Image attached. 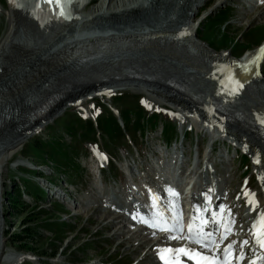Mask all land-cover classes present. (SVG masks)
<instances>
[{"label":"rangeland","instance_id":"374dc122","mask_svg":"<svg viewBox=\"0 0 264 264\" xmlns=\"http://www.w3.org/2000/svg\"><path fill=\"white\" fill-rule=\"evenodd\" d=\"M92 1L94 3L96 0ZM99 1L101 0H98V2ZM137 1L139 2L140 0ZM253 2L254 4L259 3V0H254ZM93 3L91 5H95ZM149 3L150 4L148 5H154L156 6V8L152 11L150 10L142 12L140 14H138V12L136 11H127V14L124 15H116L115 17L111 15L106 20L99 22L98 27L100 28L92 29L89 31V33H95L108 29H113V31L115 29L121 30V28L122 30L120 32L132 30L131 25L134 26V24H146L148 21L156 17L157 14L162 13V9H165L168 6L165 2L158 3L157 1H149ZM26 5L27 8H29V10H27H31V13H34L30 0H27ZM91 5H85L83 6L84 8H81L79 11V15L81 13L82 14L80 15V17H78V19L83 21H81V23H83V26L90 24L91 18L89 17L88 12L92 7ZM244 5H248L247 1L225 0L221 2V0H205V2H203V4L197 8L195 14L191 18L196 26V30L192 32V35L194 34L195 36L196 34L204 41H207L209 45L215 48H228L230 49V53L234 55H236L235 53L237 50L240 51L243 45H245V47H247V49L249 50L253 49V46L258 41L257 35L261 30L264 29V12H262L264 10V7H253V10H247L245 9ZM20 10H18L19 12L18 15L16 14V16H19V20L17 21L20 22L21 25L23 24L22 20L27 16L28 11L25 9L24 11L20 12ZM7 11L8 8L6 7L5 0H0V38L3 37L5 31L7 30ZM222 11L226 12L222 16L225 17V19L219 16L217 17L218 12ZM24 12L26 13L25 15H23ZM20 13L21 15H19ZM48 16L49 15L45 14V12L41 10L39 20H42L44 17L48 18ZM63 19L65 20V18ZM39 20L32 21V25L35 24L33 26L36 31H34L33 29L31 31V28L29 30V27L27 28V26L22 27L24 35L28 36V38L26 36V41L30 38H33L32 36H34V38H38L34 40L35 43L33 44L37 45L39 47V50L40 48L44 49L45 47H50L49 45L52 42L54 43L58 41L70 40L73 31H67L65 36L66 38H62V35L65 30L70 27L71 23L67 24L68 22L66 23L63 20V23L60 25L65 27L63 29L58 28V32L50 33L53 27L49 25L48 22L40 24ZM209 20L217 24H206L207 22H209ZM102 23H104L105 25H101ZM127 26L128 28H126ZM125 28L126 30H123ZM187 35H189L190 37L192 36L190 34ZM184 42L186 43V41ZM196 43L200 45V43ZM139 44L141 43L132 45V49H128L133 51L132 54H134L135 56L138 55V51H141L143 49L149 51L150 56H152L151 58H157V55H163L161 58L172 57L170 60H175V58H173V55H168L169 53L164 46H160L156 50L153 48L148 49L144 47L142 45L143 43L141 44L142 47L141 45L139 47ZM201 44L202 45L200 46L205 45V43ZM88 46L95 45L90 44ZM88 46H84L82 43V48L73 49V53L76 51L80 53L81 49ZM96 46L101 48V46L99 45ZM9 48L7 54H3L2 56V59L7 62V56L10 55L8 53H12L14 50L11 47ZM113 49L117 50L116 47H113ZM99 52L100 51H94L88 53L87 55H82H97ZM216 52L219 53L221 51ZM15 53L17 54V52ZM32 53H34V55L31 57L30 54ZM32 53L20 54L16 58L17 63L15 62V65L9 66V64L7 63V69L4 71L0 70V99H3L1 100L3 102H9L8 108H10V105L12 103H17V101H20L19 97L23 94V92L27 90L29 91L31 89V93L35 91L34 88L39 86L37 85V83L34 84L35 86H32L31 82H26V78H24V75L21 74L22 72H18L20 71L18 67H20V69L25 67L28 71H34V69H38V74L36 75L37 80L45 83L49 82L48 80H52L53 82V79L45 77V70L48 68L49 73L52 70V68L47 67L48 65H50V63H48V60H40L39 53H37V51H34ZM201 54L203 55V53H199V55ZM76 56L81 55H72V57ZM190 59L192 60V58ZM9 61L11 60L9 59ZM202 64L203 63H201V65ZM96 70L99 72H103L105 69ZM94 71L95 69L91 70V72ZM172 73L177 76L176 71L174 72V70H172ZM193 73H195L199 79L207 82V76L203 75L200 71L197 70V68L194 69ZM261 80L264 85V79L261 78ZM162 82H166V80H163ZM23 84L29 89L26 90V88L23 87ZM31 87L34 90H32ZM120 91L127 92V96L123 101L129 104H131V102L133 101L135 103V97L137 98V101L140 97L139 101L146 102L144 106H146V104L150 106L153 104V109L161 108L162 106L165 107L168 105L166 103L157 104L156 102L158 100L162 101L163 99L153 93L151 94L150 92H148V90L143 92L140 90L127 88L124 90L121 89ZM30 93L28 92L24 94L29 95ZM103 101L105 100L92 98L91 100H84V102L81 101L82 103H78V106L72 104V107L69 105L61 109L59 112H56V114H54V116H52L44 126L31 132L28 137L21 143H16L17 146L14 145L13 148H10L11 150L8 149L2 152L1 157L6 158L3 160L5 170L1 173V202L4 219L2 228V259L5 255L8 256L9 254L10 256H12L13 260L8 263H5L3 262V260H1L0 264H135V262L140 257H144L143 255L144 253H146V250L143 249H145L146 247L143 245L135 251L131 244L128 245V243L124 241V239L128 236H126V233H124L123 236H112L111 230L113 232L119 226L121 227V225H117L119 224L118 219H116L118 222L113 219L118 217V215L114 216L111 214L114 209L113 206H106L104 204L101 205L102 208L106 207L107 211H111V213L107 212V214L104 215L103 212L94 210V206L90 201L87 202L86 205H84L83 202L88 201V199L91 198L92 194L93 196H103L102 198L106 196L110 197L113 195L116 200L123 198V202H125V200L130 197L128 192L121 193L122 189L117 192V185L119 186V184L116 179L112 178L114 174L118 173L116 164L118 166L127 164L129 167V175H131L133 172H136V165L138 170L142 167L144 170H147V168H151L153 165H157L158 169L161 170L165 168L166 163L168 162V159L171 155L169 154L168 158L162 156L159 161L152 155V152L158 151V149L162 150L161 147L157 146L161 145V141H163L162 135L159 136L161 125L160 122L163 118H160L159 124H156L152 130H149V128H147L144 132V135H140V133L135 130V133L137 134L133 137L128 135L129 139L126 136L120 137L119 134V137L116 138V134L111 133L113 129V117L106 109V107L108 108L107 103H109V100H106L105 104L103 103ZM139 101L138 103H142ZM164 101L165 100H163V102ZM91 104H93L92 109L90 108ZM101 104H103L105 107ZM143 108L145 110L147 109L145 107ZM81 109H83V111ZM118 110L120 112V117L123 123L126 125V127L123 126V129L125 128L127 131H130L131 129L137 127L136 125L135 127L131 128L130 124H128V115L122 112L123 109L119 104ZM179 110L181 109H176V111ZM89 112L91 115H89ZM183 112L185 111H182V113ZM93 113H95V118L99 124V129L102 132L103 136L101 134L99 135L98 133L96 139L85 141H81L78 138L76 139L74 136H71L70 134L73 133L75 125H82V123L84 124V120L87 118H89L90 120L93 116ZM187 113L190 114L191 117L202 118V114L196 113L194 111L185 112L184 116ZM84 115H88V117L83 118L85 117ZM76 119L77 122H75ZM164 119H166L165 132H167V127L169 126L170 122L167 117ZM175 122L177 123V121ZM118 123L121 125V122L118 121ZM189 123L190 125L192 124L191 121H189ZM70 124L71 126H73L74 124L75 125L71 127ZM183 126H185L186 128L188 127L187 120L181 125V127ZM68 127H70L71 130ZM193 127L194 128H192V130L188 134L184 135V137L182 136L180 139L177 137L175 141V147L180 148V146H182L183 149H186L187 141L189 140V142H191V140L194 139V142L190 146V148L193 149L198 146L199 143H202L201 148H203V152L205 154L207 150L206 136L202 132H198L195 124ZM225 136H227V134H225ZM36 139L37 141H47L55 149L61 148L68 154L67 158L60 159L61 161H56L53 157L49 156L47 150L48 147H44L43 150H39L37 144L34 143V140ZM180 140L183 143L180 144ZM94 142L95 145L93 144ZM212 148L213 152H211L212 154H209L208 160L211 164H213V161L217 162L220 158V155L224 157L227 144L218 140L216 143H213ZM94 150H96L98 153L106 152L107 154L108 164L105 169L101 170L100 173L102 176V180L99 177L95 178L94 175L89 174V169L93 167V160L91 159L88 151L92 155L95 152ZM232 153L233 149L230 148L228 154L229 158L232 156ZM232 163L235 170L229 168L228 164L226 166L221 164L217 165L218 167L224 166L222 171L225 173L234 172L233 176L230 177L228 186L225 181L221 182V184H224L227 188L235 187V179L239 180L240 169L236 168L237 159L234 158ZM189 167L190 165L188 166V168ZM42 171L45 172V174L42 173L41 175L40 172ZM47 180L49 182L57 184L58 188H63V190L64 180L68 182V184L66 183V185L72 192L67 196L65 195V190H58L54 194V197L57 196L58 200L54 198L49 199L47 197H45V199L43 200L35 199L36 196L42 197V192L40 189H38L37 186L42 185V188L44 189ZM15 185H20V190L23 189L22 191L24 193V196L22 195L20 198H18V190H15L12 195V189ZM250 186L253 187L254 183H250ZM7 195H11V200L5 199V196L7 197ZM61 200L68 201V205H70V207H68L69 209L66 208L67 205L66 207L64 206ZM95 202H98L97 204L99 205L101 200L98 198H94L92 203ZM118 212L119 211L116 209L113 214H117ZM74 213H77V215H73ZM111 220L113 221L114 225L117 226L114 227ZM110 224L112 226H110ZM122 228L123 230L128 229V227L124 228L123 226ZM27 233L29 234V236L26 235ZM138 238L139 236L135 239ZM137 242L138 240L134 241V245H136ZM150 244L152 243L146 242L145 245ZM147 253H150V251H147ZM118 257L119 259H117ZM143 262L144 260L138 262L137 264H147L146 261L144 263Z\"/></svg>","mask_w":264,"mask_h":264},{"label":"bare ground","instance_id":"6f19581e","mask_svg":"<svg viewBox=\"0 0 264 264\" xmlns=\"http://www.w3.org/2000/svg\"><path fill=\"white\" fill-rule=\"evenodd\" d=\"M88 1L89 0H73L72 3L68 5V9L71 15L74 14L75 17H77L76 19H78V17H80V15L82 14L81 13L79 15L80 9H83V6H85ZM149 1H157L158 3L165 2L168 5L165 9H162V13L157 14L156 17L151 19V22L148 21L146 24L141 25H131L132 30L130 31L126 30V28H128L127 26L125 29H123L126 31L123 32H120L119 29H115L114 31L113 29H108L95 33L87 32L85 34H79L78 31H73L70 40H66L67 42H52L53 44L51 43L49 45L50 47H45L44 49L40 48V50L37 45H29L27 43V35H24L22 27L27 26V28L29 27V30L31 28V31L32 29L36 31L33 26L35 24L32 25L33 22L29 17H36L39 20L40 12L42 10L45 12V14L49 15L47 18L49 19L51 16H54L53 13L57 11L55 9V6L44 4L43 2L38 0H30L34 13H31V10L28 11L29 8H27V11L29 13L27 12V16L23 20L20 19L23 23L20 25V22L17 21L19 20V16H16V14L18 15L19 11L16 10L14 12L13 5L19 4L24 6L26 5L27 0H20L18 3H16L15 0L13 3L11 2L9 6L11 14L8 13L7 30L5 31L3 37L0 38V70H6L7 63L9 64V66L15 65V62L17 63L16 58L20 54H29L37 51V53H39L40 60H48V63H50V65H48L47 67L52 68V70L49 73V69L47 68L46 70L48 71L45 70V77L53 79V82L52 80H48L49 82L45 83L37 80L36 75L38 74V69L30 68L34 69V71H28L25 67L21 69L20 67H18V69L20 70L18 72H22L21 74H23L24 78H26V82H31L32 86H35L34 84L37 83V85L39 86L34 88L35 91L30 93L31 89L28 91L27 89L29 88L24 86L23 84V87L26 88L27 91L23 92V94L21 95L22 97H17H19V100L21 102H24V105L22 106H28L31 102H34L36 100L35 98L41 95L47 88L56 87L60 88L61 90V98L57 100L50 109L43 112L42 114H39L33 120H18L17 123H19L20 125L17 127L14 126V118L4 117L2 121L0 120V261L3 260V262L8 263L13 260L12 256H10L9 254L8 256L5 255L2 259V228L4 219L1 202V173L5 170L3 160L6 159L1 157L2 152L13 148V146L18 142L21 143L28 137L31 132L44 126L50 120V118L54 116V114H56V112H59L61 109L71 105L69 103H80L81 101L90 99L98 95V93H101L108 88L112 89V91L127 88L140 91L148 90V92H150L151 94L153 93L163 100L167 101V103L174 105L176 109H181L179 111H194L196 113L202 114L203 120H208L209 122H211V128L213 127V125L215 127H218L219 130L224 133V135L227 134V136L224 137H228L232 142H235L238 145H244L249 153L257 154L259 156L261 160L260 166L254 168L262 176L264 184V142L256 133L255 126H253V124L249 122H242L239 125L229 124L210 112L208 108H205L203 106V101L206 100L212 94V92H216L218 88H220L221 90L219 91L218 89V91L222 93H224L223 90H226L219 83L220 81H222L223 70L217 69L221 67L219 62H227V64L234 68L239 82L243 84V87L239 89V92L233 94V98H235L236 100V102L232 105L233 109L246 111L247 115L249 116L250 114L252 115V113L255 112L257 113V115L255 116L257 119L261 114H264V85L262 82H260L259 79H257V73L261 74L260 64L264 59V56H261L260 59L255 63H250V61L255 58L258 50L261 49L264 44L259 49L255 48L254 50L247 51L244 55L243 60L233 61L228 58V53L212 54L211 51L208 50V48H206L205 46H200L201 44H197L196 41L194 42L191 37L187 35H192V32L196 30L195 23L193 20H191V18L195 14L197 8L202 5L205 0H140L139 2L137 0H101L99 2L98 0H96L94 3L92 2L95 5H91V9H88V15L91 18L90 23L98 24L100 21L106 20L111 15L113 17H115L116 15H124L127 14V11H136L138 12V14L150 10L152 11L156 8V6L148 5L150 4ZM223 1L225 0H221V2ZM24 10L25 9H21L20 12ZM25 12L23 15L26 14ZM262 12H264V10ZM19 15H21V13ZM66 20L67 19H65L64 21ZM48 23L50 24L53 22ZM177 24L179 25L176 26ZM58 31L59 30L55 32ZM182 32H186L187 34L181 36L180 34ZM32 37L34 38V36ZM124 40L126 42H129L131 45L143 43L142 45L148 49L153 48L157 50L158 47L164 46L169 53L167 54L171 56L173 55V58H175V60H170L172 57L161 58L163 55H157V58H151L152 56H150L149 51L143 49L137 52V56L132 54L133 51L131 50L122 52L118 51L116 54L107 53L101 56H98L97 54L91 56L81 55L72 57L71 55L73 53V49L82 48V43L84 46H88L90 44L95 45V48L93 47L91 51H84L82 53L87 55L88 53L99 51L98 48L100 47H97L96 45L102 47L103 45L108 44V42L110 41ZM184 41H186V43ZM141 44H139L138 46L140 47ZM9 47L14 50L12 53H8L10 55L7 56V62L2 59V56L3 54H7ZM15 52H17V54ZM199 53H203V55L201 54V56L199 55ZM33 55L34 53L30 54L31 57ZM190 58H192V60ZM9 59L11 61H9ZM201 63L203 64L201 65ZM196 68L203 75L207 76V82L199 79L197 75L193 73L194 69ZM211 68H214L216 70L215 73H212V77L210 80L208 72ZM245 68H247V70H245ZM94 69L95 71L91 72V70ZM96 69L105 70L103 72H99ZM127 70L146 78H140L136 76L120 77V75H122ZM172 70H174V72H177V76L172 73ZM170 79L183 82L186 86L187 92H182L172 87L171 85L166 84V82H162L163 80ZM235 88L236 84L233 85L232 92ZM34 89L32 88V90ZM188 91L199 93L200 101L190 99ZM28 92L30 93L29 95L24 94ZM1 100L3 99H0V114H2V111L5 113H9L12 107L17 106L20 103V101H17V103H12V106L10 105V108H8L9 102H3ZM163 100L161 101L162 103H164ZM185 112L182 113L183 116ZM228 178L229 175L224 177V179H219V181H227ZM99 199L101 200L100 203L106 201L102 198ZM111 214L114 215L113 212ZM119 222L124 223V220H119ZM122 226L124 227L125 225L122 224L121 227L119 226L118 228H116V230L112 232V236L123 235L124 230ZM138 236V242L136 243V245H134L133 242ZM124 241L128 244H131L135 251L139 247H142L144 245L146 248L143 250H146V253H144L143 259L147 264L165 263L159 258L161 250L160 247L156 248V245H154L153 243L150 245H145L147 242V234H144L142 230H136V232L131 233L124 239ZM147 251H150V253H147Z\"/></svg>","mask_w":264,"mask_h":264},{"label":"snow or ice","instance_id":"6c2138e0","mask_svg":"<svg viewBox=\"0 0 264 264\" xmlns=\"http://www.w3.org/2000/svg\"><path fill=\"white\" fill-rule=\"evenodd\" d=\"M42 2L44 4H48V5H54L55 9L57 10L55 12V15L58 17H62L65 19H70L71 18V13L68 9V5H70L72 3V0H42ZM186 32H182L181 35H186ZM261 56H264V46L261 47V49L258 50V53L256 54L255 58L250 61V63H255L256 61H258L260 59ZM245 70H247V68H245ZM236 83V88L233 90V94L238 93L239 89L243 87V84H241L239 81H235ZM142 103H146L144 101H142ZM149 106L150 105H147ZM159 110V109H157ZM259 119V123L264 126V114H261ZM171 195L176 196L178 195V193H176L174 190L171 192ZM245 196L248 197V204L251 206L252 210L255 209L256 207V201H255V194H250L245 192L244 193ZM135 218V217H134ZM146 222V221H143ZM208 223V221H201V226L198 228L197 231V236L194 238L193 237V225L190 223L188 225V236L185 237V239H187L190 243H194L197 245H200L203 248H210L212 244H214L215 242L212 241L211 244L209 243V241H211V237L213 235V233L208 232L205 233L203 230V225ZM150 226H155V225H150ZM162 231L168 232L170 231V229L168 228H163L161 229ZM231 231L230 228L227 227V225L225 226V233H229ZM252 234H253V238L256 242V244H258L261 248H264V212H261L258 214L257 219L253 222L252 225ZM172 239H179L180 237H170ZM226 235H222L221 236V240L225 239ZM235 243V242H233ZM249 243L248 240H244L241 242V249H243L244 245H247ZM216 247H219V245L217 244ZM232 250V244H228L224 249V257H225V264H228L227 262V257L230 255ZM161 253L163 252H172V253H180L183 254L184 256L188 257V259L190 260H195L196 264H216V258L214 257H209L207 255H203L202 253H200L199 251L195 250V249H189L187 247H181L179 249H161L160 250ZM260 258H264V257H260ZM161 259H163V256H161ZM237 259H243V253L241 252V255L237 258ZM249 264H256V261H250Z\"/></svg>","mask_w":264,"mask_h":264},{"label":"trees","instance_id":"16d2710c","mask_svg":"<svg viewBox=\"0 0 264 264\" xmlns=\"http://www.w3.org/2000/svg\"><path fill=\"white\" fill-rule=\"evenodd\" d=\"M225 13H226L225 11L219 12L218 15H217V17L218 16L219 17H222ZM222 18L225 19V17H222ZM206 24L214 25V24H217V23L209 21ZM263 33H264L263 30H261L260 33L257 35L258 40L263 35ZM230 44H231V42H230ZM241 49H243V48H241ZM126 96H127V94H122V95L116 96L114 102L115 103H118L122 107V109H123L122 112H124V113H126L128 115V121H129V117L130 116H133L134 117L133 121L135 122L136 125L139 126V125H141L144 122L143 119H142V117L144 116V113H142L140 111L139 107H137L135 105L134 101L131 102L132 105L129 104V103H127V102H124L123 100L125 99ZM148 119L150 120V123L151 124H153L155 122V117H153V116H150ZM91 130H92L91 129V124L88 122L86 129H84L83 131H80V130L76 129V131H73V134H75L77 132L78 133V136L85 137L87 135V133L88 134L91 133ZM111 133H114L116 135H118L120 133V129L117 126L114 118H113V129H112V132ZM34 143L37 144V147L39 148V150H42L44 147H48L47 150H48L49 156L50 157H53L56 161H61L60 159H65V157L67 156V153L65 151H63L61 148L55 149L47 141H44V142L43 141H37V139H36V140H34ZM15 188H13V189H15ZM7 200H11V195H7ZM26 235L29 236L28 233Z\"/></svg>","mask_w":264,"mask_h":264},{"label":"water","instance_id":"95a60500","mask_svg":"<svg viewBox=\"0 0 264 264\" xmlns=\"http://www.w3.org/2000/svg\"><path fill=\"white\" fill-rule=\"evenodd\" d=\"M131 76L134 77L135 75H133V73L129 70L125 71L122 75H120V77H131ZM137 77L146 78V77L140 76L138 74H137ZM148 78H152V77H148ZM168 81H174V80L170 79ZM176 82H179V81H176ZM166 83H169V82H167V80H166ZM172 83L176 84L175 82H172ZM60 92H61L60 88L49 87L41 94V95H44V98L41 101H39L41 98V95H39L37 98H35L36 100L34 102H31V103L38 102L39 105H42V104H45L46 102H48L43 108H40V110L46 109L49 105H51L53 103V101L59 100L61 98ZM4 117L7 118V113L2 111V114H0V120L2 121V119ZM20 119H22V121H24L25 119L27 121H29L30 117H27V118L26 117H18L17 119H15L14 126L17 127L20 125L19 123H17V121Z\"/></svg>","mask_w":264,"mask_h":264}]
</instances>
